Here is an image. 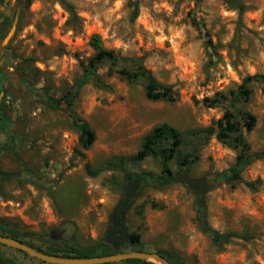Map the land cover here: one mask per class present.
Segmentation results:
<instances>
[{
	"label": "rangeland",
	"instance_id": "rangeland-1",
	"mask_svg": "<svg viewBox=\"0 0 264 264\" xmlns=\"http://www.w3.org/2000/svg\"><path fill=\"white\" fill-rule=\"evenodd\" d=\"M18 4L16 30L0 52V170L19 176L0 174V233L18 234L44 250L102 242L121 197L113 185L124 187L138 174L147 183L127 210L126 224L141 243L118 252L174 250L186 264H264V159L242 169V182L228 184L238 149L217 139L214 123L230 109L250 152L264 151V0H32L29 6L0 0V14L14 17ZM95 34L118 57L140 61L178 100L148 99L142 81L130 83L118 72L130 64L101 66L104 86L85 82L73 106L97 136L84 149L70 114L48 108L35 91L47 87L59 98L82 79V63L96 54L90 44ZM249 76L258 78L244 99L239 89ZM218 93L228 99L203 104ZM246 115L256 118L249 132ZM163 124L181 133V150L193 161L171 160L172 177L185 170L205 177L209 225L240 235L222 247L199 227L194 192L159 180L158 157L131 160L144 137ZM109 161L123 169L106 167L96 176L86 170ZM68 222L75 227L71 240H53L51 232ZM0 258L48 264L8 246H0Z\"/></svg>",
	"mask_w": 264,
	"mask_h": 264
},
{
	"label": "trees",
	"instance_id": "trees-1",
	"mask_svg": "<svg viewBox=\"0 0 264 264\" xmlns=\"http://www.w3.org/2000/svg\"><path fill=\"white\" fill-rule=\"evenodd\" d=\"M26 6H29L32 3V0H25ZM134 9V16L138 15L139 5L136 2ZM13 17L3 13L0 14V52L6 48V46L2 45L3 38L9 33L12 28ZM193 24L196 27H199V22L196 19H193ZM210 42V41H209ZM91 46L95 50V56L89 60L87 64L82 63L84 75L82 79L76 82L69 91H67L64 95L57 98L50 94V91L47 87L42 89H36L35 93L38 94V98L40 102H42L48 108L61 111L63 113H69L72 117L73 126L79 132V142L84 149L91 148L96 142V133L90 127V125L81 117L77 116L73 111V106L75 100L79 95V91L81 86L87 82L92 81L98 86H104V83L97 76V71L99 68L105 64H110L112 66H117L119 63H127L131 66L129 69L122 68L118 72L122 74L130 83H134L137 81H142L144 84L146 96L148 99L153 101H169L175 102L178 100L176 93L174 92L171 86H166L159 83L151 73L145 69L143 64L140 61H131L125 58L118 57L114 51L107 50L103 47L101 36L95 34L92 36L90 41ZM257 76H249L247 77L243 84L240 86V95L244 96V99L249 98L251 94V90L248 87V84L257 79ZM28 85L27 80L24 83ZM32 89L35 87H31ZM228 99L227 95L223 93H218L214 98H204L203 104L208 107H214L222 104L224 101ZM246 123L245 128L246 131H252L256 125V118L252 115H246ZM1 120V116H0ZM217 125L218 131L216 132L217 139L223 143L230 144L238 149L237 161L235 165L229 170L228 175H226V182L230 185H235L238 182H242V169L252 163L254 160L264 159V151L251 153L249 144L245 138L244 132L242 128H239L235 121L234 112L230 109L226 110L223 116L214 122ZM210 133L215 132L214 127H210ZM184 141L182 139L181 133L174 127L169 126L167 124L160 125L154 128L151 132H149L143 140L142 146L140 150L131 157V160L134 163L141 162L145 160L149 156L158 157L160 159V164L162 167L163 175L159 177V180H162L165 184H170L168 181L170 177H172L173 172L169 166V162L175 158L180 161L182 165L191 166L193 161L187 160V155L181 150ZM182 160V161H181ZM121 162H123V158H120ZM122 165V164H121ZM114 165L113 161H109L107 165L102 166L98 169H93L90 164L86 165V170L90 175L96 176L98 175L104 168L106 167H115L121 168L122 166ZM0 174L3 176V173L0 170ZM131 177L130 174L127 175ZM141 175H136V177H140ZM146 176V175H144ZM133 179V178H130ZM247 186H253L252 183H246ZM197 222L202 231L206 234H209L213 238V242L217 247H222L224 244L228 243L232 237H239L240 235L236 233L229 234H221L217 230H214L208 223L204 208L199 207V214L197 216ZM2 230V228L0 227ZM0 235L17 239L30 247L34 248L37 251L44 252L50 255H57L62 257L69 258H92V257H103L108 256L114 253H118V250L114 249L110 244L106 243V241H102L99 243L92 244L86 247H73L68 246L65 248L58 247L55 250L52 248L42 249L40 247L34 246L31 242L25 241L18 234H8V233H0ZM132 242L130 244H126L130 247H136L141 243V237L139 234L132 233L131 234ZM3 246V245H0ZM26 256H28L25 252L17 250ZM155 253L163 256L170 264H186L182 259L180 254L174 250H159ZM2 264H16L15 261L0 258ZM126 262H139L142 264H155L151 261L139 260V259H130L126 260ZM109 264V263H107Z\"/></svg>",
	"mask_w": 264,
	"mask_h": 264
},
{
	"label": "water",
	"instance_id": "water-1",
	"mask_svg": "<svg viewBox=\"0 0 264 264\" xmlns=\"http://www.w3.org/2000/svg\"><path fill=\"white\" fill-rule=\"evenodd\" d=\"M20 7L19 4L16 7L15 16L13 17L12 28L9 33L3 38L2 45L6 46L10 38L13 36L16 26L19 20ZM6 177H16L19 173H6ZM142 179L129 180V185L134 193L131 194L132 202L123 206V203L118 204L111 215V226L108 229L105 237L106 243L110 244L114 249L119 250L123 243H131L130 235L126 231L124 224V216L127 210L131 207L133 201L140 195ZM169 182L180 183L188 187L198 197L200 208H204L205 194L207 193L210 185L205 177L193 178L190 176L189 170L178 173L174 177L168 179ZM115 189H118V185H113ZM123 207V208H122ZM121 208V209H120ZM120 211V215L117 212ZM75 232V227L72 223L68 222L61 225L59 228L51 232V238L55 241H70ZM0 245L8 246L20 251L25 252L27 255L41 260L48 264H107L116 263L120 261H126L130 259H139L151 261L156 264H170L163 256L155 252L144 251H132L127 253H114L103 257L92 258H69L57 255L46 254L41 251H37L29 245L10 237L0 235Z\"/></svg>",
	"mask_w": 264,
	"mask_h": 264
},
{
	"label": "flooded vegetation",
	"instance_id": "flooded-vegetation-1",
	"mask_svg": "<svg viewBox=\"0 0 264 264\" xmlns=\"http://www.w3.org/2000/svg\"><path fill=\"white\" fill-rule=\"evenodd\" d=\"M142 179V181H141V188L147 183V177H145V176H140V177H136V178H134V179H128V181H127V184L124 186V187H119L118 189H119V191H120V193H121V197H120V200H119V202H118V204H120V203H123V206L124 205H126L127 203H130V202H132V200H131V194L132 193H134L133 191H132V189H131V187H130V185H129V180H136V179ZM141 188H140V192H141ZM138 198V197H137ZM136 198V199H137ZM135 199V200H136ZM134 200V201H135ZM133 201V202H134ZM118 204H117V206H118ZM116 206V207H117ZM115 207V208H116ZM123 208V207H122ZM121 209V208H120ZM126 214H127V212H126ZM117 215H120V211H118L117 212ZM124 224H125V227H126V231L129 233V235H130V240H131V232H129V230H128V228H127V224H126V215L124 216ZM111 226V221H110V225H109V227ZM109 229V228H108ZM108 232V231H107ZM132 241V240H131ZM126 244H130V243H123L122 244V246H121V248L123 247V246H125Z\"/></svg>",
	"mask_w": 264,
	"mask_h": 264
}]
</instances>
